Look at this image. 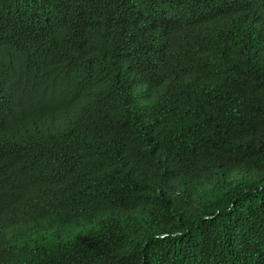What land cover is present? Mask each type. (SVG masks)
Listing matches in <instances>:
<instances>
[{"label":"trees","instance_id":"obj_1","mask_svg":"<svg viewBox=\"0 0 264 264\" xmlns=\"http://www.w3.org/2000/svg\"><path fill=\"white\" fill-rule=\"evenodd\" d=\"M0 264H264V0H0Z\"/></svg>","mask_w":264,"mask_h":264}]
</instances>
